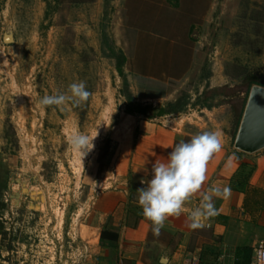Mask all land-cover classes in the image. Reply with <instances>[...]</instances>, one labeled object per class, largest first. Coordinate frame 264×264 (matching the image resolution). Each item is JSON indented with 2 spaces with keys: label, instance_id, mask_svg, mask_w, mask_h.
Returning a JSON list of instances; mask_svg holds the SVG:
<instances>
[{
  "label": "rangeland",
  "instance_id": "374dc122",
  "mask_svg": "<svg viewBox=\"0 0 264 264\" xmlns=\"http://www.w3.org/2000/svg\"><path fill=\"white\" fill-rule=\"evenodd\" d=\"M129 24L137 25L131 35L148 67L171 41L181 57H201L196 65L182 61L177 69L184 75L168 77L166 86L134 79ZM214 75L215 89L199 96ZM249 77L264 87V0H0V147L9 166L0 222L7 261L95 264L87 229L97 199L122 180L115 166L133 102L173 94L169 112L194 100L217 107L221 130L235 136L236 116L256 86ZM79 81L91 93L86 103L39 105L45 94ZM148 107L156 117L159 105ZM74 131L97 135L83 158L68 147Z\"/></svg>",
  "mask_w": 264,
  "mask_h": 264
},
{
  "label": "crops",
  "instance_id": "0c3cea01",
  "mask_svg": "<svg viewBox=\"0 0 264 264\" xmlns=\"http://www.w3.org/2000/svg\"><path fill=\"white\" fill-rule=\"evenodd\" d=\"M168 1L165 0V4ZM200 1L209 3V0H197ZM171 8L170 11L179 12L174 10V6ZM136 26L128 25L127 36L128 43L134 41L137 65L132 71L134 79L155 81L166 86L170 81L168 77L183 76L184 68H177L181 67L182 61L187 62L192 56L186 59L181 57L180 45L171 41L163 45V52L150 57L154 64L148 67L139 51L140 43L131 35ZM167 41L163 39V43ZM200 57L199 53H194L192 62L195 64ZM215 80L214 75L199 96L204 91L214 90ZM170 96L145 99L141 105L133 102L137 104L136 107L143 108H156L159 105L160 110L167 111L163 116L154 117L150 112L148 115L136 112L127 115L129 125L123 132L121 152L115 166L122 180L116 191L97 199L91 217L92 225L87 229L86 243L95 249V264H109L118 259H124L126 264H189L194 258H200L201 264H253L256 250L264 242V151L255 155L237 151L233 147L232 133L226 134L215 120L217 107H202L194 100L186 108L169 112L170 105L174 103ZM171 118L179 122L176 128L167 125ZM183 119H191V123L186 125L182 123L185 122ZM213 130L220 132L223 148L208 163L203 189L207 190L212 185L229 186L231 196L228 199H216L218 215L205 221L204 226L198 229L190 228L188 220L189 212L199 203V196L194 197L185 205L186 210L181 216L169 218L161 234L154 236L150 222L143 218L137 203L136 190L145 187L141 180L151 179L152 165L156 161H166L175 144L181 140L188 141L192 135L200 132ZM4 157L2 150L0 209L8 187L9 166ZM106 228L119 234L116 244H101V236ZM1 230L0 222V264H10L7 250L1 242Z\"/></svg>",
  "mask_w": 264,
  "mask_h": 264
},
{
  "label": "clouds",
  "instance_id": "9594fccd",
  "mask_svg": "<svg viewBox=\"0 0 264 264\" xmlns=\"http://www.w3.org/2000/svg\"><path fill=\"white\" fill-rule=\"evenodd\" d=\"M91 96L86 82H73L65 92L45 94L38 101L42 108L57 107L63 109L71 104L81 106ZM95 136L74 131L68 136L67 143L71 151L83 158L92 148ZM223 148L218 131H203L192 135L188 141L181 140L172 147L166 161H156L152 165L151 179H142L145 187L136 192L141 215L150 222L151 231L158 237L171 217H179L185 212V205L199 196V203L188 214L189 227L202 228L204 222L218 215L216 199H228L231 196L229 186L212 185L207 190L203 185L207 180V166L215 154ZM255 264H264V248L256 251Z\"/></svg>",
  "mask_w": 264,
  "mask_h": 264
},
{
  "label": "water",
  "instance_id": "95a60500",
  "mask_svg": "<svg viewBox=\"0 0 264 264\" xmlns=\"http://www.w3.org/2000/svg\"><path fill=\"white\" fill-rule=\"evenodd\" d=\"M5 40L12 43L13 35L6 36ZM234 147L247 155L264 151V87L262 86L256 85L251 89Z\"/></svg>",
  "mask_w": 264,
  "mask_h": 264
},
{
  "label": "trees",
  "instance_id": "16d2710c",
  "mask_svg": "<svg viewBox=\"0 0 264 264\" xmlns=\"http://www.w3.org/2000/svg\"><path fill=\"white\" fill-rule=\"evenodd\" d=\"M121 74H122V71H121ZM248 83L250 85L262 86L261 82L259 80L255 79L254 77H249ZM225 90L224 89H220V90H217L216 93H217L218 96H223L222 93ZM149 110H150V107H145V108H143L141 106H138V107H135V108L131 107L130 109L127 110V114L131 115V114L136 112V113H139V114L148 115ZM243 113L236 116V133H235V136H234V141H235L236 135L238 133V130H239V127H240V124H241ZM165 114H167V111L162 109V110H159L157 116H163ZM118 240H119V234H117V233H115V232H113V231H111V230H109L107 228L103 231L102 236H101V244L102 245L116 244L118 242Z\"/></svg>",
  "mask_w": 264,
  "mask_h": 264
},
{
  "label": "built area",
  "instance_id": "2783aa9c",
  "mask_svg": "<svg viewBox=\"0 0 264 264\" xmlns=\"http://www.w3.org/2000/svg\"><path fill=\"white\" fill-rule=\"evenodd\" d=\"M7 197H8V195H7ZM7 197H6V199H7ZM262 248H264V242H261V243L259 244L257 250H258V249H262ZM257 250H256V251H257ZM255 261H256V253H255V257H254V262H253V264H255ZM109 264H126V262H125L124 259H118L117 261H114V262L109 263ZM189 264H201V260H200V258H194V259H191V260L189 261Z\"/></svg>",
  "mask_w": 264,
  "mask_h": 264
}]
</instances>
